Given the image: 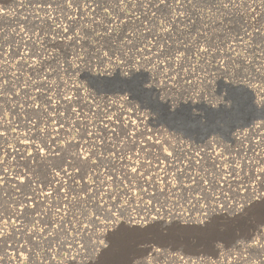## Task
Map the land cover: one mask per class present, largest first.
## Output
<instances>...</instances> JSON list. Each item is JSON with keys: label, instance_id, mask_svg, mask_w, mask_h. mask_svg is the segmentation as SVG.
I'll list each match as a JSON object with an SVG mask.
<instances>
[{"label": "snow or ice", "instance_id": "obj_1", "mask_svg": "<svg viewBox=\"0 0 264 264\" xmlns=\"http://www.w3.org/2000/svg\"><path fill=\"white\" fill-rule=\"evenodd\" d=\"M17 3L26 15L15 26V10L0 5V264L24 252L25 264H100L108 231L139 223L128 215L134 204L150 220L198 206L201 226L217 211L239 217L264 205L257 0ZM238 13L253 31L235 42L225 21ZM217 30L225 39L214 38ZM84 72L90 87L77 82ZM112 75L127 95L101 103L97 85L112 84ZM206 96L225 114L223 125H201L182 111ZM161 110L190 142L148 126ZM28 148L44 167L19 166L18 158L33 159ZM249 239L248 261L264 264V227Z\"/></svg>", "mask_w": 264, "mask_h": 264}, {"label": "rangeland", "instance_id": "obj_2", "mask_svg": "<svg viewBox=\"0 0 264 264\" xmlns=\"http://www.w3.org/2000/svg\"><path fill=\"white\" fill-rule=\"evenodd\" d=\"M237 2L239 3L240 0H237ZM5 3L9 9L15 10L14 14H10L8 17V22L15 26V21L22 19L26 13L23 9L18 8L17 0H0V5ZM248 3H251V0H248ZM252 8L256 9L258 12H264V5H261L259 0H257V3L252 4ZM243 12L244 9L241 7L240 13ZM240 13L230 18L228 21H225L226 27L231 29L229 36L237 38L235 42H238L239 37L244 36L245 31L249 33L253 31L252 27H249L252 23L250 17L247 14L241 15ZM259 22L264 24V17H261ZM262 31H264V29H262ZM209 35H212V32H209ZM214 38L217 41L225 39L223 35L219 34V30H217V35ZM244 39H248V37L244 36ZM89 76L90 74L87 72L81 73L77 82L83 84L85 87H90L86 80H84V78H88ZM111 78L115 81L114 75H112ZM93 80H95V78H93ZM215 87L220 91L222 97L226 90L220 88L219 83H217ZM91 90L96 92L97 89L93 88ZM126 95L127 93H120L119 91L99 90L97 99L103 103L105 96L108 97L109 101H113L116 100L117 97H120L122 100ZM197 101L198 98L194 97L193 101H189L182 109L188 108L192 114L202 113L203 108L217 109L213 106L215 105V102L209 101L207 96L203 101H198L200 105L199 107L195 106ZM150 119L152 120V123L148 125L149 127H152L153 124H155L157 128L162 130L164 135H180L186 142H190L186 137H183L182 133H177L175 129L169 128L168 125L160 119L156 112L151 113ZM245 131H248V129H245ZM260 135H264V130H260L256 139H258ZM21 151H23V149H21ZM28 151L33 153V159L24 161L18 158L17 163L19 166L23 167L25 163H29L34 167H44V165L39 163V157L35 156V149L28 148ZM70 151H75V149H70ZM49 163H51V161H49ZM233 187H235V185H233ZM132 207L135 210L130 211L128 215L133 217L134 220L139 223L134 225L122 223L108 231L106 242H110L111 246L107 251L101 254L100 264H124V261L128 256L134 258L135 264H250L247 259L248 252L244 250V244L252 243L253 241L249 239V237L254 236L258 227H264V225L261 224V221H264V205L257 204L250 209L247 215L244 216L232 217L219 211L210 214L211 223L213 224H218V222H221L222 224L225 222H241L235 224L233 228V236L235 237L232 240L227 239L225 241H217L208 247L201 245L197 246L195 248V250H197L195 253H193V251L184 252L155 245L144 246L143 244H133L134 239L131 237L134 238V233H132L134 227H141L155 223L156 221H176L180 223L200 225L196 223V221L202 219L203 214L198 210V206L197 208H190L188 204L184 203L182 208L178 207L171 209L175 214L174 219L165 216L164 220H148L146 218L149 217V215L142 210L143 206L137 207L134 204ZM157 207H159V205H157ZM151 215L155 216V213L151 212ZM126 218L127 217L124 219ZM145 221H147V223H145ZM8 251L12 252L11 249H8ZM12 254L15 255V253ZM26 260L27 253L24 252L22 253L21 258L19 260H13L12 264H25ZM5 264H7V262H5ZM61 264H63V262H61Z\"/></svg>", "mask_w": 264, "mask_h": 264}, {"label": "water", "instance_id": "obj_3", "mask_svg": "<svg viewBox=\"0 0 264 264\" xmlns=\"http://www.w3.org/2000/svg\"><path fill=\"white\" fill-rule=\"evenodd\" d=\"M120 86L119 80L115 78V81L113 79V83L107 86L101 81L97 88L102 91H117ZM182 111L186 114L194 115L201 125H223L227 119L223 111L217 109L203 108L200 114H192L188 108H184ZM156 113L164 122L172 119L170 115L162 110ZM192 123L195 126L196 121H192ZM238 223L241 222H225L223 224L218 222L219 225L210 223L207 226H201L176 221L170 223L156 221L141 227H134L132 231L134 238H131L134 239L133 244L155 245L184 252L193 251L195 253L197 246L208 247L217 241L232 240L235 237L233 236V228Z\"/></svg>", "mask_w": 264, "mask_h": 264}, {"label": "bare ground", "instance_id": "obj_4", "mask_svg": "<svg viewBox=\"0 0 264 264\" xmlns=\"http://www.w3.org/2000/svg\"><path fill=\"white\" fill-rule=\"evenodd\" d=\"M108 98V97H107ZM103 99V98H102ZM104 100V99H103ZM152 216V215H151ZM127 219V218H126ZM146 219L150 220L149 217H147ZM154 250V249H153Z\"/></svg>", "mask_w": 264, "mask_h": 264}]
</instances>
